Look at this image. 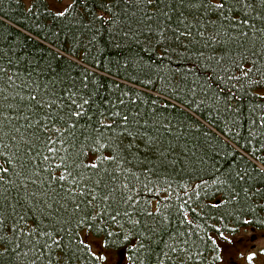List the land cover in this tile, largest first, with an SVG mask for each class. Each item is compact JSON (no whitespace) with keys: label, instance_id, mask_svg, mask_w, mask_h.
Returning <instances> with one entry per match:
<instances>
[{"label":"snow or ice","instance_id":"1","mask_svg":"<svg viewBox=\"0 0 264 264\" xmlns=\"http://www.w3.org/2000/svg\"><path fill=\"white\" fill-rule=\"evenodd\" d=\"M13 6L50 59L10 73L22 60L4 36ZM209 167L211 208L264 201V0L0 7V264H125L126 248L151 250L169 231L173 174ZM184 208L196 209L175 208L189 225ZM252 223L199 238L214 264H232L225 233ZM175 240L184 247L166 245V261L188 264L198 241Z\"/></svg>","mask_w":264,"mask_h":264},{"label":"trees","instance_id":"2","mask_svg":"<svg viewBox=\"0 0 264 264\" xmlns=\"http://www.w3.org/2000/svg\"><path fill=\"white\" fill-rule=\"evenodd\" d=\"M22 2H24L25 7H27L30 0H22ZM7 4L8 0H5V3L0 5V7H7ZM9 14L13 17L16 31H12L10 34L4 33V36L11 40L13 44L22 45V49L19 53L22 60L20 63H16L10 67L9 72L11 73L21 68L22 71H27L29 68V60L32 61L33 65L36 63L42 65L48 62L50 58H48L47 53L43 51L42 48L38 47L41 38H34L32 41L25 42L24 33L27 30L20 29L23 16L15 11L14 6L12 9H9ZM13 21H9L10 26L13 24ZM18 32H20L19 35L17 34ZM108 51L110 52L111 50L109 49ZM41 56L45 57V59L37 60V58ZM51 63L55 65L56 62L51 61ZM73 72L75 74V70H73ZM103 87L106 93L107 90L111 88V85L105 81L103 82ZM136 87L139 88L140 86L136 85ZM119 94V92L116 93V95ZM146 99V97H140L142 101ZM57 146L59 147V142H57ZM56 162L58 161H53V163ZM220 166L226 167L227 163L222 161ZM201 175L203 176V180L200 179ZM172 181L170 187L171 203L165 205V207L170 210L169 214L173 220V223L169 225V231L166 234L162 233L157 236V242L152 245L151 250H137L133 246L126 248L124 250L125 264H177V262L172 260L166 261L164 252L168 251L166 245L176 244L179 247H184L182 243L175 240V237L179 236L180 241H183L185 239V234H187L189 240L198 241L192 250V259L188 261V264H214V257L219 256V253L213 252L210 241L199 239L200 237L207 238L212 236V232L209 231L210 227H220L222 229L230 228L235 220L247 218L254 221V223L240 228L249 226L264 232V208L258 207V203H264V201H259L258 198L254 200L252 204L242 202V205H236L234 207L222 201L218 208H211L210 202L215 198L213 193L216 191V186L213 184L211 167L200 175L190 176L187 174H173ZM206 191L208 195H205ZM160 199L162 203L165 201L163 195ZM183 201H187L191 207L196 209L195 212H190L189 208H184V211L180 213L181 217H189L191 220L189 225L181 223L175 211L176 206H183ZM152 207L153 210L156 207L155 200L152 201ZM201 209H203V211H200ZM226 234L230 233H225V235ZM106 242L107 241L101 240L102 244ZM137 242H139V238H137ZM161 249H163V252ZM200 253H202L203 256H201ZM219 262L220 261L217 260L215 264ZM96 264H101V261H97Z\"/></svg>","mask_w":264,"mask_h":264},{"label":"rangeland","instance_id":"3","mask_svg":"<svg viewBox=\"0 0 264 264\" xmlns=\"http://www.w3.org/2000/svg\"><path fill=\"white\" fill-rule=\"evenodd\" d=\"M228 238L232 241L234 245L233 252L234 255L231 259L239 264H264V239H259L258 241H251L252 236L256 233L250 232L248 228H240L235 234H226ZM254 245L256 248L251 249V246ZM93 251H102V249H92ZM255 253V259L249 260L247 258L248 253ZM227 259V258H225ZM105 264V262H101ZM110 264V262H108ZM220 264V262L218 263Z\"/></svg>","mask_w":264,"mask_h":264},{"label":"flooded vegetation","instance_id":"4","mask_svg":"<svg viewBox=\"0 0 264 264\" xmlns=\"http://www.w3.org/2000/svg\"><path fill=\"white\" fill-rule=\"evenodd\" d=\"M245 228H248L250 231H252L254 229V232L256 233V235L255 236L253 235V237H255L256 241H258L259 239H264V232L256 230L255 228H252V227H249V226L245 227ZM255 248L256 247L254 245L251 246V249L255 250ZM232 264H239V263L232 260Z\"/></svg>","mask_w":264,"mask_h":264},{"label":"water","instance_id":"5","mask_svg":"<svg viewBox=\"0 0 264 264\" xmlns=\"http://www.w3.org/2000/svg\"><path fill=\"white\" fill-rule=\"evenodd\" d=\"M253 231H254V230H252V232H253ZM254 240H255V237L252 236L251 241H254Z\"/></svg>","mask_w":264,"mask_h":264}]
</instances>
